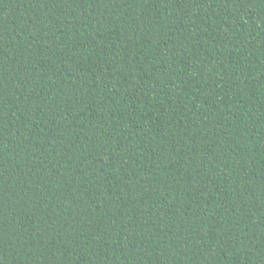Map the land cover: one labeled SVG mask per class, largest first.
<instances>
[{
    "label": "trees",
    "instance_id": "trees-1",
    "mask_svg": "<svg viewBox=\"0 0 264 264\" xmlns=\"http://www.w3.org/2000/svg\"><path fill=\"white\" fill-rule=\"evenodd\" d=\"M0 264H264V0H0Z\"/></svg>",
    "mask_w": 264,
    "mask_h": 264
}]
</instances>
